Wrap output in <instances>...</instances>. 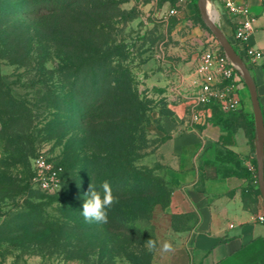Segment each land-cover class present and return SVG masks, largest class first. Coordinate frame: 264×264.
I'll use <instances>...</instances> for the list:
<instances>
[{
    "label": "rangeland",
    "instance_id": "1",
    "mask_svg": "<svg viewBox=\"0 0 264 264\" xmlns=\"http://www.w3.org/2000/svg\"><path fill=\"white\" fill-rule=\"evenodd\" d=\"M166 11L0 0V264H186V222L166 209V155L182 123L167 86L218 43L199 17ZM14 112L24 119L8 121ZM40 154L64 166L59 195L31 184ZM104 181L108 220L85 221L83 196Z\"/></svg>",
    "mask_w": 264,
    "mask_h": 264
},
{
    "label": "crops",
    "instance_id": "2",
    "mask_svg": "<svg viewBox=\"0 0 264 264\" xmlns=\"http://www.w3.org/2000/svg\"><path fill=\"white\" fill-rule=\"evenodd\" d=\"M144 1L156 10L166 8L169 17L197 18L192 0ZM210 1L218 16L216 25L247 67L260 108H264V64L253 65L243 57V50L233 40L234 19L219 0ZM239 3L247 5L255 16L249 45L264 50V0ZM171 9L176 14L169 15ZM209 48L220 47L208 45L204 50ZM196 60L185 70L174 68L167 86L182 123L174 130L166 155L170 185L166 209L186 222V264H264V220L258 219L264 217V204L254 175L255 130L249 95L236 71L237 109L226 113L209 105L202 109L201 122L191 123L187 97L193 92Z\"/></svg>",
    "mask_w": 264,
    "mask_h": 264
},
{
    "label": "built area",
    "instance_id": "3",
    "mask_svg": "<svg viewBox=\"0 0 264 264\" xmlns=\"http://www.w3.org/2000/svg\"><path fill=\"white\" fill-rule=\"evenodd\" d=\"M222 8L233 21L234 43L243 50L244 57L250 64H264V50L254 48L248 41L254 30L255 16L247 5L239 0H219ZM176 14L174 9L169 15ZM195 80L190 100L189 118L193 124L202 119V109L215 105L221 112H231L239 106L236 96L238 90L236 70L220 48H209L201 52L194 67ZM32 186L41 193L55 195L61 187L62 168L43 154L31 160ZM260 221L264 217L258 218Z\"/></svg>",
    "mask_w": 264,
    "mask_h": 264
},
{
    "label": "water",
    "instance_id": "4",
    "mask_svg": "<svg viewBox=\"0 0 264 264\" xmlns=\"http://www.w3.org/2000/svg\"><path fill=\"white\" fill-rule=\"evenodd\" d=\"M208 1L209 0L196 1V7L199 13V17L207 26L213 38L217 41L220 49L241 77L248 91L254 119L256 178L259 192L264 204V122L257 98L256 88L242 59L236 54L233 47L228 42L226 37L222 34L214 20H212V18H210L206 14V4Z\"/></svg>",
    "mask_w": 264,
    "mask_h": 264
},
{
    "label": "clouds",
    "instance_id": "5",
    "mask_svg": "<svg viewBox=\"0 0 264 264\" xmlns=\"http://www.w3.org/2000/svg\"><path fill=\"white\" fill-rule=\"evenodd\" d=\"M114 197L107 181H104L99 188L90 186V190L83 196V204L80 214L85 221L106 223L108 220V209L113 204ZM150 248L153 247L149 241Z\"/></svg>",
    "mask_w": 264,
    "mask_h": 264
},
{
    "label": "trees",
    "instance_id": "6",
    "mask_svg": "<svg viewBox=\"0 0 264 264\" xmlns=\"http://www.w3.org/2000/svg\"><path fill=\"white\" fill-rule=\"evenodd\" d=\"M196 1H197V0H192V1H191V2H192V7H193V9H194V15H193V16H194V17H199L198 10H197V7H196ZM261 112H262V117H263V122H264V108H263V107H261ZM19 113H20V112H19ZM22 119H24V118L21 116V113L18 114L17 112H14L11 116H9V120H8V121L13 120V122H15V121H20V120H22ZM22 128H24V126H19L17 131L20 132ZM55 164L59 165V166L62 168V173H61V187H60V191H59V193H57V194H55V195H47V194L41 193L39 190H37L38 192H40V193L43 194V195H47V196H56V195L61 194V192H62V188H63V179H64V173H65L64 171H65V169H64V166H63V164H62L61 162H55ZM30 172H31V177H32L31 163H30ZM254 175H255V177H256V171L254 172ZM31 177H30V178H31Z\"/></svg>",
    "mask_w": 264,
    "mask_h": 264
},
{
    "label": "bare ground",
    "instance_id": "7",
    "mask_svg": "<svg viewBox=\"0 0 264 264\" xmlns=\"http://www.w3.org/2000/svg\"><path fill=\"white\" fill-rule=\"evenodd\" d=\"M210 4H209V2H207V4H206V14L210 17V18H212V20H214V22L217 20V13H216V11H212V10H210V6H209Z\"/></svg>",
    "mask_w": 264,
    "mask_h": 264
}]
</instances>
